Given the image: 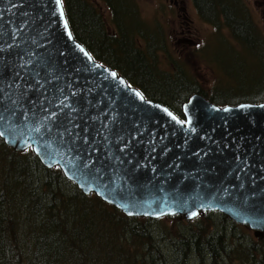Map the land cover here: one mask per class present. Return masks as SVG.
I'll return each instance as SVG.
<instances>
[{"label":"water","instance_id":"1","mask_svg":"<svg viewBox=\"0 0 264 264\" xmlns=\"http://www.w3.org/2000/svg\"><path fill=\"white\" fill-rule=\"evenodd\" d=\"M182 116L96 61L62 0H0V139L128 218L220 213L264 237V102Z\"/></svg>","mask_w":264,"mask_h":264},{"label":"trees","instance_id":"2","mask_svg":"<svg viewBox=\"0 0 264 264\" xmlns=\"http://www.w3.org/2000/svg\"><path fill=\"white\" fill-rule=\"evenodd\" d=\"M62 3L75 39L96 61L178 116L193 94L219 106L264 101L263 93L259 100L221 102L220 97L237 89L222 93L214 87L206 96L185 69L157 71L153 59L164 49L165 29L149 28L135 0ZM193 3L206 24L218 35L227 31L233 41L217 36L219 43L222 39L242 59L252 57L248 66L256 82H248L260 85L264 33L246 0ZM0 264H264V237L220 213L191 221L180 216L128 218L95 195L86 196L59 168H45L30 149L15 152L0 139Z\"/></svg>","mask_w":264,"mask_h":264},{"label":"rangeland","instance_id":"3","mask_svg":"<svg viewBox=\"0 0 264 264\" xmlns=\"http://www.w3.org/2000/svg\"><path fill=\"white\" fill-rule=\"evenodd\" d=\"M246 2L253 21L259 24V29L264 33V0ZM135 6L149 28L158 25L165 29L166 36L162 40L164 49L159 48V53L153 59L157 71L168 74L185 69L190 78L201 86L200 89L207 93L206 96L214 87L222 93L229 92L225 90L227 88L237 89L228 97H220L221 102L238 103L263 98L260 95L264 93V76L258 86L257 83L254 85L248 82H256L253 78L256 73L248 66L254 62L252 57L242 59L237 52L232 53V47L222 40L225 38L227 42L233 43L228 32L223 31L218 35L219 31L199 17L193 0H135ZM98 7L103 16L107 17L104 7L101 4ZM217 36L223 37L220 43ZM158 41L160 43L161 39ZM262 66L264 74V59ZM245 68L250 71L247 75ZM173 81L168 80L171 83Z\"/></svg>","mask_w":264,"mask_h":264},{"label":"bare ground","instance_id":"4","mask_svg":"<svg viewBox=\"0 0 264 264\" xmlns=\"http://www.w3.org/2000/svg\"><path fill=\"white\" fill-rule=\"evenodd\" d=\"M198 216H199V215H198ZM198 216H197V217H198ZM197 217H196V218H197ZM190 221H191V220H190Z\"/></svg>","mask_w":264,"mask_h":264},{"label":"flooded vegetation","instance_id":"5","mask_svg":"<svg viewBox=\"0 0 264 264\" xmlns=\"http://www.w3.org/2000/svg\"><path fill=\"white\" fill-rule=\"evenodd\" d=\"M109 30H110V28H109Z\"/></svg>","mask_w":264,"mask_h":264}]
</instances>
